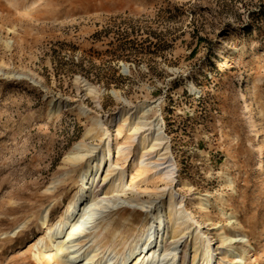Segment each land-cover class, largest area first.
Wrapping results in <instances>:
<instances>
[{
	"label": "rangeland",
	"instance_id": "obj_1",
	"mask_svg": "<svg viewBox=\"0 0 264 264\" xmlns=\"http://www.w3.org/2000/svg\"><path fill=\"white\" fill-rule=\"evenodd\" d=\"M127 113L161 128L176 169L168 187L152 171L130 178L121 199L176 195L215 248L220 232L244 237L241 264H264V0H0V264H35L36 219L50 208L54 225L75 191L72 181L46 191L66 155L103 147L92 119ZM131 167L120 164L135 177ZM129 212L118 208L106 235L140 230ZM182 240L191 260L193 238Z\"/></svg>",
	"mask_w": 264,
	"mask_h": 264
},
{
	"label": "bare ground",
	"instance_id": "obj_2",
	"mask_svg": "<svg viewBox=\"0 0 264 264\" xmlns=\"http://www.w3.org/2000/svg\"><path fill=\"white\" fill-rule=\"evenodd\" d=\"M234 53L230 50L226 54L231 56ZM84 87L90 95L93 94V89L87 84ZM49 108L58 112L60 103L51 101ZM79 111L83 112L84 108H79ZM129 115H117L105 123L100 118L92 119L88 132L103 140V147L82 142L66 155L63 174L46 191L65 186L68 181H72L75 191L54 225H50V208L43 209L36 219L44 232L42 238L33 244L35 264H241L234 246L243 244L241 249L244 253L245 247L252 249L248 240L244 237L234 240L220 232V244L223 246L215 248L210 238L200 232L201 227L194 217L186 214L181 199L176 195L169 194L165 202H144L136 197L121 199L120 195L124 196L131 190L130 185L135 184L131 182L134 179L146 180L149 171L159 176L168 187L174 181L176 169L161 128L144 117L132 119L133 115ZM110 128H117V138L126 134L122 138L123 144H119L117 139L111 142ZM134 143L137 146L135 154L132 153ZM112 150L116 151V161ZM259 159H262V153ZM128 160L132 161L135 177L132 172L120 168V164ZM107 180L109 184L105 186ZM110 190L112 197L102 198ZM205 196L195 197L198 200L196 208H206ZM164 205L169 215V227L165 221ZM121 207L130 211L125 221L139 217L140 230L128 228L126 233L106 235L108 223ZM28 223L29 220L22 222L9 233L10 236L18 235ZM169 232L173 233L172 237H169ZM189 235L193 238L191 247L195 252L191 260L186 254H181L182 244L186 242L182 239ZM216 251L221 254L219 258Z\"/></svg>",
	"mask_w": 264,
	"mask_h": 264
}]
</instances>
